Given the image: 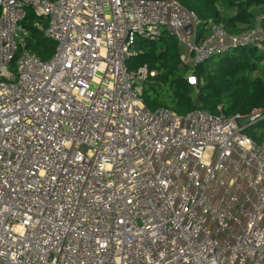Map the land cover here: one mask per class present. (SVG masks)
<instances>
[{
  "label": "built area",
  "instance_id": "2783aa9c",
  "mask_svg": "<svg viewBox=\"0 0 264 264\" xmlns=\"http://www.w3.org/2000/svg\"><path fill=\"white\" fill-rule=\"evenodd\" d=\"M28 9L47 60L23 48ZM165 33L193 67L264 57V13L229 33L179 0H0V264H264V142L240 115L145 106L156 72L127 61Z\"/></svg>",
  "mask_w": 264,
  "mask_h": 264
},
{
  "label": "trees",
  "instance_id": "16d2710c",
  "mask_svg": "<svg viewBox=\"0 0 264 264\" xmlns=\"http://www.w3.org/2000/svg\"><path fill=\"white\" fill-rule=\"evenodd\" d=\"M206 24H222L229 33L250 28L264 13V0H179ZM24 49L41 60L55 53L56 43L46 33L47 20L32 10L22 21ZM137 54L127 61L132 70L147 66L155 71L141 82V97L149 110L166 108L184 115L204 110L226 116H249L254 109H264V57L254 48H232L227 53L209 57L190 66L180 59L177 37L165 33L159 40L137 39ZM197 76V85L188 76ZM245 134L255 143L264 142V118L255 121Z\"/></svg>",
  "mask_w": 264,
  "mask_h": 264
},
{
  "label": "water",
  "instance_id": "95a60500",
  "mask_svg": "<svg viewBox=\"0 0 264 264\" xmlns=\"http://www.w3.org/2000/svg\"><path fill=\"white\" fill-rule=\"evenodd\" d=\"M186 31H187L188 33H190V32H191V27H188V28L186 29ZM236 123H237V125L242 129V131H246L248 128H250V127L256 125V123L251 122L250 118L247 117V116H245V117H238V118L236 119Z\"/></svg>",
  "mask_w": 264,
  "mask_h": 264
},
{
  "label": "rangeland",
  "instance_id": "374dc122",
  "mask_svg": "<svg viewBox=\"0 0 264 264\" xmlns=\"http://www.w3.org/2000/svg\"><path fill=\"white\" fill-rule=\"evenodd\" d=\"M258 54H259V52H258ZM208 227H209L211 230L214 229V227H213L212 225H209Z\"/></svg>",
  "mask_w": 264,
  "mask_h": 264
}]
</instances>
